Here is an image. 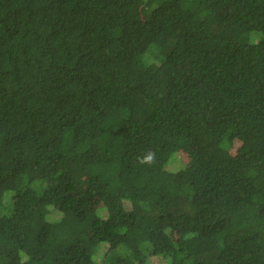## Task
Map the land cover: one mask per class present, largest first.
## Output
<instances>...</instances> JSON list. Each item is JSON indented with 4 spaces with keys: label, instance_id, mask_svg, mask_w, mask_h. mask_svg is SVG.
<instances>
[{
    "label": "trees",
    "instance_id": "obj_1",
    "mask_svg": "<svg viewBox=\"0 0 264 264\" xmlns=\"http://www.w3.org/2000/svg\"><path fill=\"white\" fill-rule=\"evenodd\" d=\"M136 4L0 0V264H264V0Z\"/></svg>",
    "mask_w": 264,
    "mask_h": 264
},
{
    "label": "clouds",
    "instance_id": "obj_2",
    "mask_svg": "<svg viewBox=\"0 0 264 264\" xmlns=\"http://www.w3.org/2000/svg\"><path fill=\"white\" fill-rule=\"evenodd\" d=\"M155 162V152L150 151L140 158V163L151 165Z\"/></svg>",
    "mask_w": 264,
    "mask_h": 264
},
{
    "label": "rangeland",
    "instance_id": "obj_3",
    "mask_svg": "<svg viewBox=\"0 0 264 264\" xmlns=\"http://www.w3.org/2000/svg\"><path fill=\"white\" fill-rule=\"evenodd\" d=\"M137 1H138L139 5L143 3V0H137ZM138 4H136V5H138ZM82 187H83L82 185L77 184V185L73 186L72 190L73 191H81ZM152 262H153V264H158V259L156 257H152L150 259V263H152Z\"/></svg>",
    "mask_w": 264,
    "mask_h": 264
}]
</instances>
